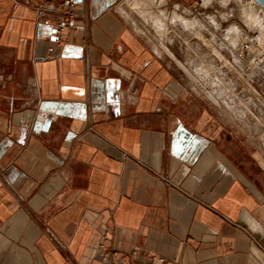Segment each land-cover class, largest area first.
Masks as SVG:
<instances>
[{
    "label": "crops",
    "instance_id": "1",
    "mask_svg": "<svg viewBox=\"0 0 264 264\" xmlns=\"http://www.w3.org/2000/svg\"><path fill=\"white\" fill-rule=\"evenodd\" d=\"M78 1L50 50L39 0H0V264H264V146L186 74L206 60Z\"/></svg>",
    "mask_w": 264,
    "mask_h": 264
},
{
    "label": "rangeland",
    "instance_id": "2",
    "mask_svg": "<svg viewBox=\"0 0 264 264\" xmlns=\"http://www.w3.org/2000/svg\"><path fill=\"white\" fill-rule=\"evenodd\" d=\"M136 1L124 0L122 4L123 14H125L131 28L144 33L148 38L147 41L153 46L159 47L161 42L163 45L179 49L183 63L191 59L193 53L199 55L203 62L206 60L208 66H204L209 69V72L212 70V75H208L206 79H201L197 77V71L192 70L185 63L186 74L191 75L190 78L199 91L207 94L209 92V97L220 109L227 112L233 123L240 126L239 130L243 134L254 138L260 145L263 144L262 146H264L263 127L257 128L254 121L251 122L250 128L240 124L242 116L244 119H258L260 122L264 118V114L263 117L257 115V113H261L259 110L257 111L254 103L257 101L264 110V36L259 39L260 32H258L257 27L247 21V11L244 10L246 0H195L191 5L185 6H178L170 1L159 4L161 0L155 2L143 0L148 4L149 9L160 13L162 18H165L167 31L164 32L163 36L159 35L152 22L148 23L139 13L135 4ZM178 14L182 18L178 16L179 20L173 22V18ZM184 19H187L188 24L189 21L197 20L201 26L199 32L193 33V30L187 28L183 22ZM237 30L239 31L236 32ZM240 32L243 34H239ZM249 39L252 41L253 50L256 52H248L249 54L244 52V56L240 60H236L241 51V44ZM255 45H258L257 48ZM198 46L201 48L200 52L197 50ZM193 50L195 52H192ZM215 61L220 65L215 67ZM197 66L199 64L195 67ZM222 71L223 73H221ZM192 75L195 76L194 79H192ZM212 78L216 79L215 83L218 86H215V90H219V95L221 92L224 95L225 93L231 94L230 96L234 101L233 111L212 92L210 81L207 82L208 84L204 83L205 80ZM249 97H252V100L249 101ZM237 107H240L242 111L238 110Z\"/></svg>",
    "mask_w": 264,
    "mask_h": 264
},
{
    "label": "bare ground",
    "instance_id": "3",
    "mask_svg": "<svg viewBox=\"0 0 264 264\" xmlns=\"http://www.w3.org/2000/svg\"><path fill=\"white\" fill-rule=\"evenodd\" d=\"M148 1V0H147ZM154 2L155 1H158V0H153ZM207 1H209V0H207ZM163 2V0H161V2H159V3H162ZM135 4H136V7H137V9H138V11H139V13L140 14H142L143 15V17H144V19L149 23V22H152L153 24H154V27H156V29H157V31H159L160 32V34L161 35H163L164 34V32L165 31H167V22H166V20H165V18H162V16L160 15V13H156V12H154L152 9H149V7H148V4L146 3V2H144L143 0H137L136 2H135ZM256 6H258L259 7V5L255 2V0H246V3H245V5H244V10L245 11H247L246 12V16H247V21L249 22V24H251V25H254V27L256 26L257 27V30H258V32H260V35L258 36L259 37V39H262V37L264 36V11L263 10H261L260 11V9L259 8H257ZM162 12V11H161ZM181 16V15H176L174 18H173V22H176L177 20H179V17ZM172 18V17H171ZM181 18H182V16H181ZM180 20H182V19H180ZM186 20V21H185ZM183 22L185 23V25H186V27L187 28H189V29H191V30H193V33H197V32H199V30L201 29V26H199V23H198V21L197 20H192V21H189V24L187 23V19H184L183 20ZM253 27V26H252ZM239 30H237L236 32H238ZM239 34H243L242 32H240ZM240 35V36H241ZM264 39V38H263ZM164 46V47H163ZM162 47L164 48V49H166L167 51H169V48H168V46L167 45H163L162 44ZM257 48V47H256ZM255 48V49H256ZM163 50V49H162ZM165 50V51H166ZM171 51V50H170ZM255 50H253V46H251V47H249V50L247 51V53L248 52H254ZM256 52V51H255ZM249 54V53H248ZM173 55V54H172ZM171 55V56H172ZM175 57V56H174ZM241 58H240V56H238L237 57V59L236 60H240ZM178 60V59H177ZM181 61V60H180ZM182 62V61H181ZM183 65V64H182ZM183 66H185V65H183ZM202 65L200 66H197V67H195L194 69H196L197 70V72L200 74V77L201 78H207V76L208 75H212V72L210 71L209 72V69H206V67L204 66V68L202 67ZM193 69V68H192ZM188 72H190V71H188ZM255 74V73H254ZM252 76V75H251ZM190 77H191V75H190ZM195 78V76L194 75H192V79H194ZM198 79V78H197ZM196 79V80H197ZM216 80V79H215ZM215 80H214V78H212V79H207V80H205V82L204 83H207L208 81H210V85L212 86V92H214L215 94H216V96L217 97H219L220 99H221V101H223V102H225L227 105H228V107L232 110L233 109V100H232V97L230 96L231 94H226L225 93V95H224V93L223 92H221L220 94L221 95H219V90H215V86H218V84L217 83H215ZM208 84V83H207ZM218 88V87H217ZM216 88V89H217ZM226 89V88H225ZM205 90V89H204ZM206 91V90H205ZM208 91V90H207ZM229 92V91H228ZM249 94V93H248ZM208 96L210 95L209 94V92H208V94H207ZM246 95H247V93H246ZM211 96H212V94H211ZM250 99L252 100V97L250 98L249 97V101H250ZM254 103H255V106H256V109L257 110H259V112L261 113V115H263L264 114V110H262V106L260 107L259 105H258V102L256 101H254ZM237 109L238 110H240L241 108L240 107H237ZM233 111V110H232ZM240 111H242V110H240ZM244 113V112H243ZM260 115V114H259ZM260 115V116H261ZM241 118V117H240ZM241 120H242V122H244L245 123V120L246 119H244V117L242 116V118H241ZM243 123V124H244ZM257 128L259 127V128H261V126H260V124H257V125H255ZM260 130V129H259ZM263 136V135H262Z\"/></svg>",
    "mask_w": 264,
    "mask_h": 264
},
{
    "label": "built area",
    "instance_id": "4",
    "mask_svg": "<svg viewBox=\"0 0 264 264\" xmlns=\"http://www.w3.org/2000/svg\"><path fill=\"white\" fill-rule=\"evenodd\" d=\"M78 2V0H39L38 6L40 9V15L52 17L55 23L53 45L51 46L50 50L63 45L62 43L64 41V33L67 26L74 18ZM252 45L253 44L250 39L241 44V51L238 53L240 58L244 56V52H247L249 47ZM257 46L258 45H255V47ZM113 254H116V252ZM103 257L106 261H108L112 255L108 252H105ZM159 261L162 264H167L165 258L163 257H160Z\"/></svg>",
    "mask_w": 264,
    "mask_h": 264
},
{
    "label": "water",
    "instance_id": "5",
    "mask_svg": "<svg viewBox=\"0 0 264 264\" xmlns=\"http://www.w3.org/2000/svg\"><path fill=\"white\" fill-rule=\"evenodd\" d=\"M255 2L261 7V9H264V0H255Z\"/></svg>",
    "mask_w": 264,
    "mask_h": 264
}]
</instances>
